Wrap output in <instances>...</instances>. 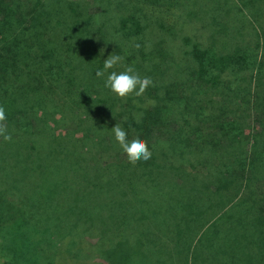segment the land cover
<instances>
[{"label": "trees", "instance_id": "trees-1", "mask_svg": "<svg viewBox=\"0 0 264 264\" xmlns=\"http://www.w3.org/2000/svg\"><path fill=\"white\" fill-rule=\"evenodd\" d=\"M110 54L141 95L103 88ZM0 107V204L57 264H264V0H0Z\"/></svg>", "mask_w": 264, "mask_h": 264}, {"label": "rangeland", "instance_id": "rangeland-1", "mask_svg": "<svg viewBox=\"0 0 264 264\" xmlns=\"http://www.w3.org/2000/svg\"><path fill=\"white\" fill-rule=\"evenodd\" d=\"M2 195L7 199L5 194ZM23 211L22 205L3 209L0 204V264H57L55 252L60 247V239L45 232L39 224L25 225V221L31 219ZM68 246L69 253L78 263L94 264L99 260L85 251L76 250L73 242Z\"/></svg>", "mask_w": 264, "mask_h": 264}, {"label": "clouds", "instance_id": "clouds-1", "mask_svg": "<svg viewBox=\"0 0 264 264\" xmlns=\"http://www.w3.org/2000/svg\"><path fill=\"white\" fill-rule=\"evenodd\" d=\"M123 57L110 54L102 62V68L95 71L97 79L103 81V88L118 98H124L129 95H141L151 83L149 76H140L131 66H123L122 70L116 71L114 68L121 64ZM6 119L4 108L0 107V122ZM110 132L119 148L126 154L129 162L147 161L152 156V151L146 141L139 135L129 137L128 133L119 123L111 127ZM0 135L5 140L10 137L5 134V130L0 127Z\"/></svg>", "mask_w": 264, "mask_h": 264}]
</instances>
